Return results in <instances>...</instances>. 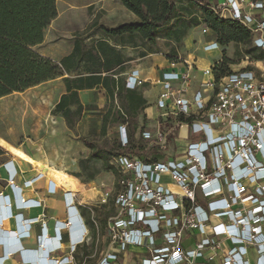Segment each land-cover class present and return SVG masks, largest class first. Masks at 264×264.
<instances>
[{
  "label": "built area",
  "instance_id": "obj_1",
  "mask_svg": "<svg viewBox=\"0 0 264 264\" xmlns=\"http://www.w3.org/2000/svg\"><path fill=\"white\" fill-rule=\"evenodd\" d=\"M211 2L219 17L245 26L251 45L264 53V0ZM209 32L202 25V33ZM221 47L210 39L202 49ZM195 59L163 56L154 66L126 72V89L149 86L155 96L140 113L147 124L132 134L126 123L116 125L118 153L107 160L115 180L94 203L112 205L114 213L104 226L105 240L97 255H77L88 244L91 228L73 192L62 190L66 216L53 222L51 235L41 217L12 215L0 204V222L11 217L18 221L16 237L0 229L6 237L0 264L17 248L19 264H116L130 249L137 264H205L214 259L211 251L220 238L230 243L221 264H249L243 258L249 250L257 254L255 264H264V67L230 68L214 78L212 65L211 77L197 82ZM131 146L142 152L126 153ZM151 153L157 159L146 160ZM3 165L11 182L17 171L11 161ZM43 177L39 173L22 185L31 187ZM9 186L14 210L40 206L38 200L21 198L13 183ZM61 187L50 178L46 192L55 194ZM4 201L8 197L0 194V203ZM36 226V247L22 250L19 237L29 238ZM184 231L200 240L187 248L180 241Z\"/></svg>",
  "mask_w": 264,
  "mask_h": 264
},
{
  "label": "rangeland",
  "instance_id": "obj_2",
  "mask_svg": "<svg viewBox=\"0 0 264 264\" xmlns=\"http://www.w3.org/2000/svg\"><path fill=\"white\" fill-rule=\"evenodd\" d=\"M202 1L208 2V0ZM175 4L174 17H179L184 22L191 21L197 24L191 27L179 26L176 35H167L163 28L158 32L155 42L150 43L137 33L131 35L125 33L122 36L110 37L100 28V25L113 27L123 22L138 21V18L128 11L119 0H56L57 26L50 43L58 49L66 48L64 50L66 52L69 48L73 49L75 40H79L86 48H89L97 40L105 39L122 56V71L116 75L120 81L132 67L142 63L158 62L163 56L169 55H177L182 58L189 56L192 59L196 54L198 56L197 64H214L224 55L230 60L225 65L227 69L254 68L256 65L264 67V61L256 62L250 58L251 56L245 54V49L248 46L244 43L231 42L213 53L202 51L200 41L208 38L215 39V35L211 32L202 33L201 7L187 0H175ZM175 19L173 18L171 21L173 22ZM188 35L192 41L189 46H185L184 38ZM55 63L60 65V62ZM87 67L91 68L92 63L82 64L76 70H63L61 76L49 79L22 92H13L0 98V148L12 152L21 147L38 161L42 163L49 161L52 169L57 171V175L53 176V179L58 184L64 189L70 187L74 193H77L75 185L80 186L83 190L92 189L93 197L83 202L93 204L101 193L111 190L115 177L106 169V156L103 153H101V158L87 159L90 148L86 147L81 139L91 138L92 144L98 148L104 145H115L118 121L113 119L116 112L122 107L121 100L116 94L113 98H109L106 90L97 86L85 89L90 94L88 99L79 96L83 107L80 115L74 116L73 123L70 125L61 115L54 112L55 104L66 90L63 78L86 75L85 68ZM109 109L112 115L108 119L105 133L102 134V116ZM136 118L138 126L148 122V120L142 121L141 114L135 116L134 120ZM131 122L134 121L131 120ZM7 152L4 151L0 155V160L5 156H12ZM78 160H81L80 163H77ZM90 172L94 173L92 179L87 177ZM163 179L166 180V177ZM102 239L105 240L99 237L100 248L104 242ZM199 240V237H195L194 240L190 239L188 231H184L180 241L188 248ZM134 252L135 250L130 249L128 252L120 254L116 264H137ZM145 256L147 255H140L139 259Z\"/></svg>",
  "mask_w": 264,
  "mask_h": 264
},
{
  "label": "trees",
  "instance_id": "obj_3",
  "mask_svg": "<svg viewBox=\"0 0 264 264\" xmlns=\"http://www.w3.org/2000/svg\"><path fill=\"white\" fill-rule=\"evenodd\" d=\"M119 1L138 18V21L123 22L113 27L100 25L103 32L110 37L122 36L125 33L130 35L137 33L148 42L154 43L158 32L163 28L167 35H176L179 26L191 27L197 24L191 21L184 22L179 17H174L175 0ZM187 1L201 7L202 25L209 28L221 46L231 42L244 43L248 46L245 49L246 55L251 56L250 58L255 61L264 60V53L251 45L250 31L240 22L219 17L211 8V0H208L207 3L202 0ZM57 15L56 0H0V98L13 92H22L49 79L61 76L63 70H76L82 64L90 62L92 67L85 68L86 75L63 78L66 90L55 104L54 112L61 115L70 125L73 123L74 116L80 115L83 107L78 91L100 86L106 90L109 98H113L116 94L121 100L122 107L116 112L113 120L118 123H126L128 128L134 132L137 127V118L136 120L134 118L141 113L146 100L137 90L126 89L124 79L120 81L117 78L116 75L122 71V56L114 46L105 39H99L94 45L86 48L82 42L75 40L72 51L60 60V65L50 58L41 56L33 49L35 45L43 41L45 29ZM173 18L176 19L172 22ZM176 56L169 55L168 57L175 58ZM228 62L230 60L222 55L221 59L213 64L211 70L214 78L230 71L225 68ZM115 67L117 69L114 70ZM111 115L109 109L102 116V134L105 133ZM91 140L88 137L81 139L82 143L90 148L87 159L101 158V153H103L106 156L105 164L108 170L107 160L113 154L118 153L117 146L104 145L98 148L92 144ZM129 152L140 154L142 150L140 147L131 146L126 151V153ZM3 153L4 150L0 148V155ZM145 159H157V155L151 153L145 155ZM81 167L83 170L85 169L83 165ZM87 177L92 179L94 173H88ZM75 190L79 193L83 189L75 185ZM197 201H199L198 198ZM86 209L89 216L92 212L94 213L92 219H89V223L93 230L97 228L101 237L108 217L114 213L113 206L110 205L107 208L105 205H91ZM93 221L97 222V226ZM84 254L90 255L87 251Z\"/></svg>",
  "mask_w": 264,
  "mask_h": 264
},
{
  "label": "crops",
  "instance_id": "obj_4",
  "mask_svg": "<svg viewBox=\"0 0 264 264\" xmlns=\"http://www.w3.org/2000/svg\"><path fill=\"white\" fill-rule=\"evenodd\" d=\"M56 19H57V17L55 19H53L51 21V23L48 25V27L45 29L43 41L41 43L35 45L33 47V49L37 53H39L41 56L50 58L54 62H60V60L64 56L68 55L72 50H71V48H69L68 51L64 52V50L66 48L65 49L64 48L58 49L55 47V45H52V43H50L52 41L51 39H53V36L55 35L54 29L57 26ZM210 39L211 38L202 39L200 41V49L202 51H203V49H202L203 44L205 42L209 41ZM191 41L192 40L189 38V35L186 36L184 38L185 46H189V43ZM206 52L207 53H213L214 50L212 52L211 51H206ZM195 58H196L195 63L197 64L198 56L196 54H195ZM159 61L154 62V63L153 62L152 63H146V64L142 63V64H139L135 67H141L144 65H153L154 66V65L158 64ZM209 64H206V63L197 64L198 69L195 72V79L197 82L200 80H205L207 77H211L210 71H208L207 75L205 76V73H203L200 70L202 68L208 67ZM212 65L213 64H210V66H212ZM135 67H132V68H135ZM124 80H125V76H124ZM139 91H141L140 93L142 94L143 98L147 101V103L154 99L155 92H154L153 87L149 88V86H144V87L139 88L138 92ZM78 93H79L80 97H85L87 99L89 98V95H90L85 89L79 90ZM137 126H138V124H137ZM132 133L133 132L131 131V134ZM1 149L4 150L5 152H7L3 148H1ZM7 153L12 155V156H5V157L1 158V160H0V194L2 196H7L8 201L10 203L8 202L9 203L8 204L7 202L4 201L3 203H0V204H2L3 206L9 207L12 215L20 213L19 217L21 216L23 218H31V217H37V216L41 217L42 222H45L48 229L50 230L49 235H51L52 234L51 229H52L53 222L55 220H60V221L62 220L63 221L65 219V216H66L65 205H64V201H63V197H62V190H66V189L61 187V189H58L55 194H48L46 192L47 180L50 178L53 179V176L57 175V173H56L57 171L52 169L51 163L49 161L42 163L41 161H38L37 159H35L31 155H29L21 147L17 151H12V152H7ZM7 161H11L14 169L17 171L16 177L11 182L8 180L9 176H8V173L6 172V170L4 169V165H3ZM39 173H45V177L38 179L34 184H32L31 187H23L22 184L25 180H29ZM10 183H13L15 186L19 187V193H20L21 198L38 200L41 203L40 206L39 207L26 208V209L19 210V211L14 210V208L11 206L12 192H11V189L9 186ZM71 192H73V195L75 196V198L78 199V201H79L78 202L79 212L81 213V215L83 216V218L86 220L87 224L91 228V235L89 236L90 240H89L88 244L85 246L79 247L77 255H79L81 252L84 253L85 251H87V252H89L90 256H96L98 251L100 250V246L98 244L100 236L97 232L98 231L97 228L95 229L96 231L93 230V227H91V225L89 223V219H92V217L94 216L93 212L89 216V213L86 209L87 206L94 205V203L93 204L85 203V202L80 200L81 198L79 197L78 193H74L73 190H71ZM17 226H18V221H17V219H14L13 217H11L8 220L2 219L0 222V229L3 232H5V231H8L9 233L12 232V234L11 233L10 234L15 236V237H16ZM261 231L264 233V224L261 225ZM38 234H39V227L36 226L31 230V235L29 238H20L19 237L18 244H19L20 248L22 250L35 248L36 247V236ZM64 238L66 239L65 234H64ZM101 238H102V236H101ZM220 239L221 240H220V243L218 245V248L211 251V254L214 255V259L206 262L205 264H221L220 257H221L222 251L229 248L230 243L224 239L222 240V238H220ZM4 242H6L5 234H2V235L0 234V257L4 254V249H3L4 248ZM65 248H66V244L64 245V249ZM16 250L18 252L19 248L13 250L12 253L7 252L6 255H10V257L7 260H5L6 257L1 258L2 259L1 263L2 264H19V262H20L19 252L17 253ZM243 258L247 259L249 261V264H255L257 254L253 250H249L248 254ZM91 262H92V260H91Z\"/></svg>",
  "mask_w": 264,
  "mask_h": 264
},
{
  "label": "bare ground",
  "instance_id": "obj_5",
  "mask_svg": "<svg viewBox=\"0 0 264 264\" xmlns=\"http://www.w3.org/2000/svg\"><path fill=\"white\" fill-rule=\"evenodd\" d=\"M218 50V49H217ZM215 51V50H214ZM212 52V51H211ZM208 67L206 68H202L200 69L202 72L205 73V76L207 75V72H208ZM65 189L67 191H71L72 189L70 187H65ZM79 194V197L81 198V201H85L87 199H91L94 195V191L92 189H89V190H83L81 192L78 193Z\"/></svg>",
  "mask_w": 264,
  "mask_h": 264
}]
</instances>
